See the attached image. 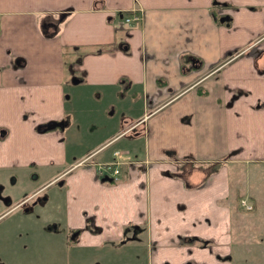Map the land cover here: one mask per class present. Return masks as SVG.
<instances>
[{
	"label": "crops",
	"instance_id": "obj_1",
	"mask_svg": "<svg viewBox=\"0 0 264 264\" xmlns=\"http://www.w3.org/2000/svg\"><path fill=\"white\" fill-rule=\"evenodd\" d=\"M107 105L120 116L98 123L124 130L74 148ZM122 132L144 148H114L113 173L110 150L89 156ZM30 169L45 177L13 200ZM252 170L264 177V0H0V252L5 217L33 216L20 206L57 183L53 215L81 247L137 235L141 264H235L233 188L252 193Z\"/></svg>",
	"mask_w": 264,
	"mask_h": 264
},
{
	"label": "rangeland",
	"instance_id": "obj_2",
	"mask_svg": "<svg viewBox=\"0 0 264 264\" xmlns=\"http://www.w3.org/2000/svg\"><path fill=\"white\" fill-rule=\"evenodd\" d=\"M100 100V99H99ZM105 100V98H104ZM100 102V101H99ZM74 112L76 107H74ZM81 111V114L86 111ZM72 112V116L74 114ZM106 112V113H105ZM93 119L90 130L92 131L91 137L88 141L81 143H74V148L79 145L92 149L99 148L103 145L101 142V136L107 135V133L117 130L118 132L124 130V128H114L107 123L105 127H101L98 120L99 117L104 115L108 117H114L118 119L120 111L114 108V105H107L106 111L100 110V107H92L87 110ZM123 113V112H122ZM111 115V116H109ZM70 116V119L72 118ZM124 118L122 119V121ZM109 122V121H108ZM131 127L129 128V130ZM132 129L129 133H132ZM99 131L98 135H95ZM126 132V131H125ZM122 132L117 138L101 147L99 150L94 152L89 157L93 156L96 159L102 151L110 150L113 160L120 159L121 161L126 159L125 154L122 152L118 155L112 154L114 148L118 147L121 150L131 149L134 151V147L143 150L144 148V136L139 138L131 137L134 134L125 135ZM124 134V135H123ZM98 136V137H96ZM106 141V140H105ZM102 150V151H101ZM96 154L97 152H99ZM96 154V155H95ZM112 159V158H111ZM122 163L119 164L121 167ZM105 166V165H104ZM33 173L31 177L28 172L26 174H20L18 183L16 186H12V189H18L20 194L14 195L10 193L12 199H17L23 196V192L35 187L45 177V175L37 176L36 170L30 169ZM22 177L24 181L22 182ZM235 177V176H234ZM248 181L251 180L250 187L252 193L249 191H239L232 195L234 204L239 211L236 219V231L237 237L235 238L234 250H235V264H264V177L257 179L254 170L251 171L248 176ZM242 178V176H240ZM15 176L12 177L11 181L14 182ZM247 180V175L244 176V181ZM253 180V181H252ZM234 179L232 185L234 186ZM245 183H248L247 181ZM61 185V184H60ZM256 187V188H254ZM63 191V187L57 183L49 184L44 187L40 193H35L30 201L20 206V209L33 210V216H27L25 219H19L18 225L13 224L11 227L10 217L6 216L3 224L9 226L7 240H2L4 243L1 255L4 260H1L2 264H141L144 262V253L139 256L138 261H133L132 258L135 256L130 255L133 250H140L143 252L147 250V238L135 235L133 238H127L126 243H122L118 246V249H103V248H92V247H81L77 243H73V233H70L68 229L63 227V223L58 220L56 215H53L52 206L62 203L64 201V193L56 195V190ZM236 189V185L234 190ZM3 192L0 186V198L4 204L8 203L2 196ZM56 195V196H55ZM249 195V196H248ZM246 197L250 202H253L252 209H246L245 206L240 205V198ZM27 200V199H26ZM25 200V201H26ZM24 202V201H23ZM22 204V203H20ZM18 204V206L20 205ZM56 214L58 210H55ZM31 227V228H30ZM21 229V230H20ZM20 231V233H18ZM18 233V235H17ZM16 234V236H15ZM130 240V241H129ZM119 254V255H118Z\"/></svg>",
	"mask_w": 264,
	"mask_h": 264
},
{
	"label": "built area",
	"instance_id": "obj_3",
	"mask_svg": "<svg viewBox=\"0 0 264 264\" xmlns=\"http://www.w3.org/2000/svg\"><path fill=\"white\" fill-rule=\"evenodd\" d=\"M140 18V14L138 11L134 10L131 14H127L124 16V22L126 24H131L133 21H137ZM115 153H118L117 151ZM108 169H111L113 173H119L120 172V166L117 161H112L107 164H105Z\"/></svg>",
	"mask_w": 264,
	"mask_h": 264
},
{
	"label": "trees",
	"instance_id": "obj_4",
	"mask_svg": "<svg viewBox=\"0 0 264 264\" xmlns=\"http://www.w3.org/2000/svg\"><path fill=\"white\" fill-rule=\"evenodd\" d=\"M216 1V0H215ZM217 3H219L218 1H217ZM213 14H214V16H215V19H217L219 22L221 21V20H223V16L222 15H220V14H217L216 12H214L213 11ZM185 60H191L190 62H191V65H193V66H200V60L197 58V57H195V56H193V55H190V54H188L186 57H185ZM133 132L135 133V132H137L136 130H133ZM210 169H211V167L209 166V170L207 171V172H209L210 171ZM206 177V176H205ZM109 181H114V179H112V180H109ZM79 231V230H78ZM192 241H197V240H200L201 242H204V241H206V242H208V241H211V240H208V239H205V238H199V237H197V236H193V237H191L190 238Z\"/></svg>",
	"mask_w": 264,
	"mask_h": 264
},
{
	"label": "flooded vegetation",
	"instance_id": "obj_5",
	"mask_svg": "<svg viewBox=\"0 0 264 264\" xmlns=\"http://www.w3.org/2000/svg\"><path fill=\"white\" fill-rule=\"evenodd\" d=\"M240 191V190H239ZM238 191V192H239ZM245 191V190H244ZM247 191V190H246ZM233 192H237L236 191V189L234 190V188H233ZM247 192H249V191H247ZM249 196V195H248ZM239 202H240V205L242 206V207H244L245 206V208L246 209H252L253 208V202H250L246 197H242V198H240V200H239ZM74 235V237H75V234H73ZM202 243H209V242H206V241H204V242H202Z\"/></svg>",
	"mask_w": 264,
	"mask_h": 264
}]
</instances>
